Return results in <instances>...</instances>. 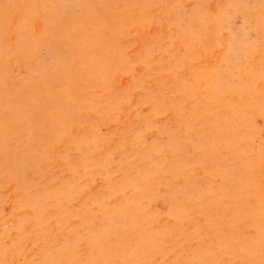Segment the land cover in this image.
I'll use <instances>...</instances> for the list:
<instances>
[{
    "label": "rangeland",
    "instance_id": "1",
    "mask_svg": "<svg viewBox=\"0 0 264 264\" xmlns=\"http://www.w3.org/2000/svg\"><path fill=\"white\" fill-rule=\"evenodd\" d=\"M0 264H264V0H0Z\"/></svg>",
    "mask_w": 264,
    "mask_h": 264
}]
</instances>
